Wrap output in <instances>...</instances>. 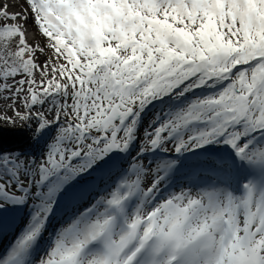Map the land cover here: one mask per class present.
<instances>
[{
	"label": "snow or ice",
	"instance_id": "snow-or-ice-1",
	"mask_svg": "<svg viewBox=\"0 0 264 264\" xmlns=\"http://www.w3.org/2000/svg\"><path fill=\"white\" fill-rule=\"evenodd\" d=\"M22 2L0 264H264V0Z\"/></svg>",
	"mask_w": 264,
	"mask_h": 264
},
{
	"label": "bare ground",
	"instance_id": "bare-ground-1",
	"mask_svg": "<svg viewBox=\"0 0 264 264\" xmlns=\"http://www.w3.org/2000/svg\"><path fill=\"white\" fill-rule=\"evenodd\" d=\"M4 3H8L11 5H19V7H23L20 0H4ZM19 9L17 7H11L9 11H18Z\"/></svg>",
	"mask_w": 264,
	"mask_h": 264
},
{
	"label": "rangeland",
	"instance_id": "rangeland-1",
	"mask_svg": "<svg viewBox=\"0 0 264 264\" xmlns=\"http://www.w3.org/2000/svg\"><path fill=\"white\" fill-rule=\"evenodd\" d=\"M20 1H21V3H22V6H23V7H26V5L23 4L22 0H20Z\"/></svg>",
	"mask_w": 264,
	"mask_h": 264
}]
</instances>
